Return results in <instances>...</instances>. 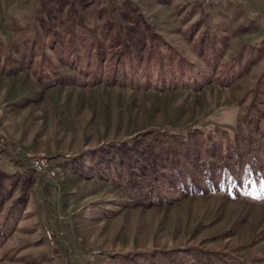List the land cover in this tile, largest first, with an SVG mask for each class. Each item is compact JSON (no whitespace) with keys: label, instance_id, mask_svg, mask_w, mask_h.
<instances>
[{"label":"rangeland","instance_id":"1","mask_svg":"<svg viewBox=\"0 0 264 264\" xmlns=\"http://www.w3.org/2000/svg\"><path fill=\"white\" fill-rule=\"evenodd\" d=\"M133 1L156 39L138 58L118 57L99 31L98 62L86 32L47 38L34 0H0V81L9 84L0 134L56 145L6 150L0 137V264H264V0ZM160 130L169 144L170 131L198 143L194 152L172 144L185 176L211 179L197 192L141 170L133 155H161ZM35 153L48 158L49 177L31 168ZM71 157L78 179L51 160Z\"/></svg>","mask_w":264,"mask_h":264},{"label":"trees","instance_id":"2","mask_svg":"<svg viewBox=\"0 0 264 264\" xmlns=\"http://www.w3.org/2000/svg\"><path fill=\"white\" fill-rule=\"evenodd\" d=\"M107 2L101 3L97 0H34L33 20L36 26V31L45 35L47 38H52L54 40L64 39V33L69 35L79 32L81 35V33L86 32L88 34L87 48L93 49L94 52L92 53L94 56H96V54L98 55L96 56L98 57L96 58V61L98 62H104L106 60L104 56L105 51L100 44L101 37L104 35L109 36L110 38V44H108L110 53H116L118 57L120 55L128 57L134 56L136 58L140 57L143 54L142 49L148 45L150 40L153 38L156 39L157 33L153 31L150 22L142 14L133 0H107ZM92 13L94 15L90 17L89 15ZM85 14H87V17ZM99 31L102 32L101 37L98 36ZM80 38H82V36ZM83 38H85V36ZM54 46L56 47V45ZM54 46L50 45V48H53ZM99 55L101 56L100 58ZM155 129L159 130L158 128ZM147 130L148 129L144 131L147 132ZM148 131L151 132L150 135L152 138L157 134L154 133L153 130ZM160 132L163 133L160 135L162 140L158 141V147L162 151L161 155L151 157V155H145L147 153H144L142 149L137 148L136 150L135 147L136 152L141 153L133 155L140 162L141 170L150 172L151 178L157 179L158 181H161L158 174L162 175L169 172L168 174L170 177L175 176V180L180 182V186L176 187V189L181 190L183 194H189L190 190L192 193L197 192L196 190L198 186L206 185L204 181H210L211 179L208 178L205 180L204 177L196 178L185 176L184 171L186 170V160L180 157L178 151H174L175 147L172 145L179 146L183 151L189 152L197 150V147L194 146L197 142L191 144L188 136L177 131H170L172 132L171 135H173V138H171L170 141L173 143L169 144L167 140L163 141V136L168 134L164 133L162 130H160ZM124 140L125 139L120 140L117 147L124 149L126 147ZM104 143V145L108 144L109 146L114 144L111 140L105 141ZM152 143L153 141L146 143L145 147L147 148V145H151ZM99 146L96 147L95 150H98ZM254 149H256V146H249L247 144L248 151ZM90 150H92V152L95 151L91 147ZM235 150L236 155L238 156L235 163L236 165H239L241 163V152L237 149ZM172 157L176 159L177 168L173 167V164H170V166L168 165L171 161L170 158ZM160 159L164 161H159ZM193 160L194 158H189L190 165L197 167L198 163ZM222 165H224V163ZM161 167L165 168L162 169ZM158 168L161 169L159 170ZM214 169L215 168L212 167V170ZM230 170L233 169L231 168ZM7 175V171L0 167V178ZM31 182L32 179H29L28 183Z\"/></svg>","mask_w":264,"mask_h":264},{"label":"crops","instance_id":"3","mask_svg":"<svg viewBox=\"0 0 264 264\" xmlns=\"http://www.w3.org/2000/svg\"><path fill=\"white\" fill-rule=\"evenodd\" d=\"M232 34H234V37H241L242 36V33H240V34H238L237 32H234V33H232ZM6 75H7V73H5V78H6ZM33 79H35V78H33ZM64 84V86L65 87H68V85H70L69 83L70 82H63ZM51 86H53V85H55V84H57V82H50L49 83ZM9 84H7V83H4L3 82V80H1L0 81V93H3V95H2V99H1V103L2 102H4V93L5 92H7L8 91V88H9V86H8ZM65 92H66V90H65ZM67 94V93H66ZM62 99V98H61ZM61 99H58L57 100V102L55 103V104H57L58 102H59V100H61ZM11 100H16V99H11ZM14 102V101H13ZM17 105H20V104H17ZM14 118H15V116H14ZM17 119V118H16ZM16 119H12L13 120V122H16ZM2 129V131H3V135H1L0 134V137L5 141V145L3 146V148H6V150L8 149V145L10 144V143H12V141H17L18 143H20V145H21V147L22 148H24V150H25V152H33V151H38V150H43V148H47V147H54V146H56V145H54L53 146V144H50V143H41V142H38V143H35L34 142V140L33 139H31L32 137H31V135L30 134H28L27 136H23L22 137V135H21V133H20V131L18 132V131H16V130H14V131H12V132H9L8 131V133L7 132H5L4 130H3V128H1ZM15 129H17L16 127H15ZM84 141H86V140H84ZM92 145H94V144H91L90 146H92ZM85 146H87V143H78L77 145H72V147H85ZM89 146V147H90ZM75 159L76 158H74V157H71V158H67V160H62V161H60L59 162V159H55V158H51V160H52V162H54V163H57V164H59L60 166V170H62V173H64L66 176L68 175L69 176V174H71V178H73V179H76L77 177H76V175H74V174H76V168L75 169H71V167L70 168H68L67 167V165L69 164H75V162H73V161H75ZM68 161V162H67ZM5 171H7V170H5ZM68 172V173H67ZM70 172V173H69ZM43 175H45V176H48L49 177V175H47L46 173H42ZM95 177V175H89V179H91V180H93V178ZM78 179V178H77ZM77 181V180H76ZM32 183H35V180H32ZM72 184H76V183H72ZM73 188H78V187H73ZM80 189V188H79ZM81 190V189H80ZM75 193V192H74ZM73 193V194H74ZM68 196L67 194H64L63 193V196ZM70 197H71V195H70ZM71 199V198H70ZM61 205L62 206H64L66 209H69L71 212H81V209L79 210V208H82L83 207V204L81 205V207H80V205L78 204V203H75V204H72V203H69L68 204V201L66 200V201H61ZM63 209V208H62ZM62 209H57V211L56 212H58L59 214H60V211L62 210ZM75 214V215H74ZM73 215L76 217L75 219H72V220H78V214H76V213H74ZM84 219V218H83ZM86 220H88L87 218H86ZM122 250V249H121ZM82 253H84L83 251H82ZM86 253V252H85ZM94 258V257H93ZM81 259H84L83 257H81Z\"/></svg>","mask_w":264,"mask_h":264},{"label":"built area","instance_id":"4","mask_svg":"<svg viewBox=\"0 0 264 264\" xmlns=\"http://www.w3.org/2000/svg\"><path fill=\"white\" fill-rule=\"evenodd\" d=\"M0 145H1V141H0ZM14 149L17 150L18 146H15ZM29 164H30V166L34 172H36V173H47V174L51 175L49 173V170H48V158L46 156H44L40 153H35L33 155H30ZM46 231L49 232L50 238L52 241L53 232L51 233V231L48 228H46ZM78 264H88V262L87 261H79Z\"/></svg>","mask_w":264,"mask_h":264},{"label":"bare ground","instance_id":"5","mask_svg":"<svg viewBox=\"0 0 264 264\" xmlns=\"http://www.w3.org/2000/svg\"><path fill=\"white\" fill-rule=\"evenodd\" d=\"M48 170H49V160H48Z\"/></svg>","mask_w":264,"mask_h":264}]
</instances>
